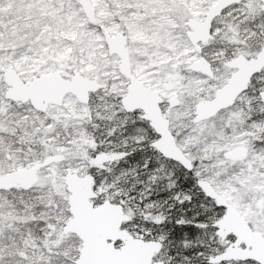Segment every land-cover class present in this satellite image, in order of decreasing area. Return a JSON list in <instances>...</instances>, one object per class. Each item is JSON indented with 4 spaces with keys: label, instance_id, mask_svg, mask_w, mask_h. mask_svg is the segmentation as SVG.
<instances>
[{
    "label": "snow or ice",
    "instance_id": "obj_1",
    "mask_svg": "<svg viewBox=\"0 0 264 264\" xmlns=\"http://www.w3.org/2000/svg\"><path fill=\"white\" fill-rule=\"evenodd\" d=\"M0 264H264V0H0Z\"/></svg>",
    "mask_w": 264,
    "mask_h": 264
}]
</instances>
